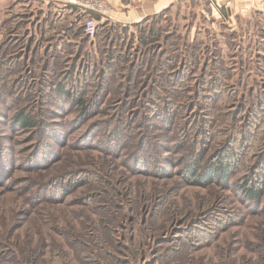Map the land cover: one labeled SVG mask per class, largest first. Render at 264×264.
<instances>
[{"label":"rangeland","instance_id":"rangeland-1","mask_svg":"<svg viewBox=\"0 0 264 264\" xmlns=\"http://www.w3.org/2000/svg\"><path fill=\"white\" fill-rule=\"evenodd\" d=\"M176 6L128 29L129 37L135 41L140 29L149 34L151 27L186 42L201 41L199 48L207 46L225 56L229 75L238 69V64L233 66L236 59L245 60L244 67L251 61L264 67V42L255 38L260 30L264 33V12L240 11L247 20L235 22L231 14L226 20L210 14L205 3ZM34 17L10 24L17 29L0 30V264L99 261L87 239H78L80 234L101 235L103 242L96 245L107 253L101 255L107 261L100 264H264V199L255 206L244 201L238 187L246 173L237 171L224 184L199 186L184 170L193 153L182 157L185 151L177 150L178 145L187 153L195 150L198 130L206 149L202 165H207L217 143L203 140L212 125L207 123V128L197 120L219 122L222 111L238 106L242 88L233 85L239 77L228 78L218 100L212 101L211 95L208 111L202 112L193 106L203 104L200 100L186 97L199 95L161 90L163 79L153 81L149 66H144L143 82L130 95L125 80L120 91L114 88L120 78L111 84L123 92L125 101L120 103V93L103 98L97 85H91L98 63L104 61L95 54L92 40L66 50L65 41L42 44L41 24ZM87 46L91 52L84 54ZM55 49L64 55L54 57ZM136 60L138 65L140 56L132 64ZM124 66L120 62L118 77L126 74ZM253 71L250 68L241 80L249 81ZM255 81L264 85L261 75ZM61 87L77 91L89 107L86 117L58 93ZM172 95L176 105H166ZM165 107L178 112L174 124L155 118L149 130V114L164 115ZM18 113L30 118L29 128L16 126ZM181 118L191 124L192 132L182 129ZM259 139L245 146L247 154L264 148ZM250 160L241 157L240 166H250L255 159Z\"/></svg>","mask_w":264,"mask_h":264},{"label":"trees","instance_id":"trees-1","mask_svg":"<svg viewBox=\"0 0 264 264\" xmlns=\"http://www.w3.org/2000/svg\"><path fill=\"white\" fill-rule=\"evenodd\" d=\"M165 13L168 12H162L150 17H158ZM210 14L212 13L210 12ZM147 18L142 20L139 24L130 26H115L107 24L97 25L95 35L92 38H88L84 35L83 24L76 30L72 27L68 30L58 29L54 33L51 32L49 24H47V29H44L46 28L45 26L42 28L43 25H41L42 33L40 35V40L42 44L49 42L53 45H55L56 42L65 41L64 50L72 45H87L92 40V47L97 49L95 54H98V57L100 55L103 56L104 61L102 64L98 63L99 70L98 73L93 76L94 78L91 85H97L96 89L103 92V98H106L109 94L120 93L114 90L111 86V84L115 83V80L119 78L120 79L119 81L117 80L118 82L115 83L114 88L120 91L123 88L125 80L126 85L124 84V90H127V95H130L131 89L134 88L138 82H143L140 74L142 68L144 66H149V75H154L152 77L153 81L163 79V83L160 84L161 90L166 92L185 91L189 94L195 93L199 95L200 98L196 95H186V97H188L189 100H193V97H196L198 101L200 100L203 104L194 102L193 106L197 105V107H200L201 111L204 112V110L208 111L206 108V104H208L206 100H208L211 95L212 101L218 100L219 92L224 89V86H226L223 83L225 81H231L228 80V78L232 79V77H239L238 81H235L236 83L233 85L235 89L240 90V88H242V96L239 100L238 106L233 109L227 107L226 111H222L219 116V122L215 120V123L212 124L208 119L197 120L198 125H206L207 128L208 125H212L211 129L207 130L203 140H212L211 142H213V139H215L217 143L216 152L214 156L209 158L207 165H202V161L205 160L204 155L206 154V149L201 146L203 143L201 140L202 135L198 133V130L194 131L195 136H198L195 141V150L193 147L194 145H191V147H193L191 153H187V149L184 145H178L177 150L185 151V155L182 157L192 155L193 153L192 160L187 163L188 165L184 167V170L186 176L189 177L188 179L190 182L199 186H210L212 183L224 184L235 172H240V170L245 172L246 175L239 180L240 186L238 187V192L244 198V201L255 206L264 199V148L258 153L252 155L247 154L244 148L248 144L250 145L252 143L251 140L257 138L259 135L260 139L257 141L264 144V100L260 98L264 95V85L260 84L259 81H255L259 75L264 77V67H259V64L255 66L252 61L248 62L250 65L248 64V66L244 67L243 62L245 60L236 59V63L234 62L233 66L236 67V64H238V69L237 71L235 69L233 74L229 75V67L226 64L225 56L222 55L220 51H212L208 49L207 46H204L203 49H201L198 47L201 44V41L198 42L197 40H193L192 43L190 41L186 42L185 39H180L178 36L174 35L175 33L173 32L164 33L161 30H154L151 27L149 28V34L148 32L144 33V30L140 29L139 36L134 41L129 37L131 33H127L128 29L133 27L137 28L138 25L147 21ZM47 32H49V34ZM255 38L261 39V41L264 42V33L260 30ZM18 44H20V42L12 46L15 47ZM157 45H159V47ZM155 48L157 50H154ZM262 49H264V47ZM89 50V46H87L84 54H89L91 52ZM198 50H200V52L202 50V53H197ZM255 51L256 49L252 50V52ZM3 52L5 53V51ZM46 53L50 54L51 52L47 51ZM84 54L82 51L81 55ZM53 55L54 57L59 55L61 57L64 54L55 49ZM139 56L140 60L138 65L137 60L132 64V61L135 58L138 59ZM89 57L94 59L91 54ZM120 62L125 64L121 70L126 67L127 71L125 75L118 77L119 71L117 68L119 67ZM250 68L251 70H254L250 75V80L242 81L241 79L244 78L243 75L245 76V73L250 71ZM196 73L200 74L199 77H196ZM190 81H192V83L188 84ZM131 83L134 85L131 86ZM250 87L253 88L250 89ZM58 93L66 98L70 104L80 108L82 118L86 117V111L89 107L82 98L76 96L77 91L73 93L72 88L70 92L64 91L63 87H61L58 88ZM120 94V103H122L125 101V97H123V92ZM230 94L231 93L228 95ZM173 95L170 102L165 103L166 105H176L173 100ZM134 96L136 95H133V97ZM140 96L141 98H144L142 95ZM147 96H149V93ZM204 97H206V99H203ZM186 105V103L182 104L184 110ZM163 109L164 115L160 112L157 114L154 113L153 115L155 117H153L151 113L149 114V126H146L149 130L153 128L152 124L155 118L164 125L169 124L171 126L174 124L172 120L175 115H178V112L176 111L174 113L173 110L172 113L167 107ZM212 118L214 120V117ZM216 118L217 117H215V119ZM14 121L16 126L21 128H29L32 124L30 118L24 113H18L14 117ZM179 123L180 122H178L177 125H179ZM181 126L183 130H191L192 132V127L189 122L183 121ZM228 127H230V130ZM176 128H178V126L175 127V129ZM226 129L229 130V135L227 134ZM241 157L244 161L247 159L249 161H252L250 159H255V161L250 166H240ZM90 235L91 234H80L78 235V239H87L86 244L90 245V248L92 249L91 254L93 252L96 253L93 256H96L99 261L96 260L92 264H100L102 260L107 261L106 258H101V255L107 253L96 245L103 242L101 235L97 234L91 237ZM69 236L70 235L66 234L65 239L71 241L72 237ZM128 240L131 244V239ZM84 252L85 251L83 250L77 251L76 254H79L78 256H80ZM82 260L83 259L79 260L82 264H89L87 261ZM111 262L112 260H108V264H111Z\"/></svg>","mask_w":264,"mask_h":264},{"label":"crops","instance_id":"crops-1","mask_svg":"<svg viewBox=\"0 0 264 264\" xmlns=\"http://www.w3.org/2000/svg\"><path fill=\"white\" fill-rule=\"evenodd\" d=\"M111 8L110 15L103 17L97 13H90L97 25L130 26L139 24L147 17L172 11L175 6L197 5L205 3L210 12L215 16L219 15L223 19L236 17L235 22H240L246 17L238 15L240 11L252 10L249 14L263 13L264 0H104ZM262 3V5H261ZM176 6V7H177ZM34 14L37 23L42 28L47 24L52 33L58 29L68 30L76 27V23L84 16L80 10L71 5H66L61 0H0V30L5 27L17 29L11 26L16 22H24L26 16ZM248 14V15H249ZM234 16V17H233ZM251 16V15H249ZM247 20V18L245 19ZM81 23V22H80ZM38 27V29H41Z\"/></svg>","mask_w":264,"mask_h":264},{"label":"built area","instance_id":"built-area-1","mask_svg":"<svg viewBox=\"0 0 264 264\" xmlns=\"http://www.w3.org/2000/svg\"><path fill=\"white\" fill-rule=\"evenodd\" d=\"M66 5L77 7L84 17L83 32L88 38H92L96 32V21L89 15L97 13L103 17L110 15L111 8L104 0H61Z\"/></svg>","mask_w":264,"mask_h":264}]
</instances>
